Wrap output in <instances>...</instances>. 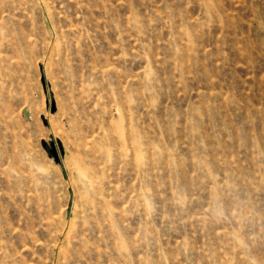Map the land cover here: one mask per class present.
I'll list each match as a JSON object with an SVG mask.
<instances>
[{"label": "rangeland", "instance_id": "1", "mask_svg": "<svg viewBox=\"0 0 264 264\" xmlns=\"http://www.w3.org/2000/svg\"><path fill=\"white\" fill-rule=\"evenodd\" d=\"M0 264H264V0H0Z\"/></svg>", "mask_w": 264, "mask_h": 264}, {"label": "water", "instance_id": "2", "mask_svg": "<svg viewBox=\"0 0 264 264\" xmlns=\"http://www.w3.org/2000/svg\"><path fill=\"white\" fill-rule=\"evenodd\" d=\"M52 152H53V155H51V157H53L54 162H55V163H59V162H60V159H59V157H58L57 152H56L54 149L52 150Z\"/></svg>", "mask_w": 264, "mask_h": 264}]
</instances>
